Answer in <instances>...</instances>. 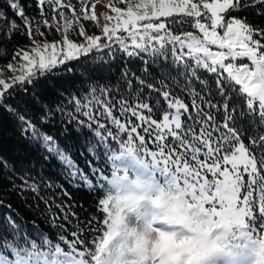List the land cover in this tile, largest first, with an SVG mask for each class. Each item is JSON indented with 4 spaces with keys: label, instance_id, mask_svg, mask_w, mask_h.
<instances>
[{
    "label": "snow or ice",
    "instance_id": "1",
    "mask_svg": "<svg viewBox=\"0 0 264 264\" xmlns=\"http://www.w3.org/2000/svg\"><path fill=\"white\" fill-rule=\"evenodd\" d=\"M79 2L81 15L77 16L71 3L38 0L40 7L47 4L52 11L56 32H63L62 42L41 43L34 39L45 36L40 25L50 29L53 24L43 13L33 21L16 0H7L30 44L28 50H12V59L20 60L7 68L15 73L18 67L19 74L7 81L0 78V108L19 123L31 146L39 144L48 154L45 162L49 156L59 162L69 183L96 190L95 206L102 218L90 214L81 221L70 211L64 213L65 222L69 215L77 222L68 232L56 223L51 209L54 205L63 212L71 206L56 205L54 200L49 204L51 197L39 196L42 184L62 186L43 177L32 182L29 177L20 186L13 182L21 194L31 191L39 197L48 213L46 219L58 233L68 232L72 239L58 234L54 242L35 224L31 226L34 239L20 235L19 218L5 215L0 219V264H264V27L238 18L240 12L257 4L264 9V0H126V8H111L115 16L106 17L112 23L103 25L101 35H88L81 25L78 33L85 42L78 44L67 35L73 23L81 18L97 21L94 13L88 14L87 0ZM65 7L71 17L58 12L61 30L56 14ZM0 20V49L6 51L5 42L13 43V35L25 32L3 10ZM185 25L193 30L182 31ZM214 46L219 50L213 51ZM102 49H108L109 55L119 49L128 58L142 61V54L148 53L171 58V63L157 76L147 67L137 75L126 65L115 85L96 82L79 97L72 96L69 103L74 110L66 113L68 122L76 121L77 132L86 127L96 140L95 144L88 141L92 160H86L89 174H84L56 139L26 115L36 105L43 112L40 122H47L54 110L40 106L38 86L61 68L67 70L68 62ZM237 59L239 64L233 62ZM173 69H178L175 75ZM203 73L212 81L202 78ZM52 88L63 95L55 85ZM177 88L189 103L178 98ZM17 91L29 96L22 98L23 108L5 103ZM233 97L244 102L238 116ZM55 110L64 112V107L61 104ZM156 115L162 119L152 118ZM246 116L252 135L238 124ZM146 135L152 148L145 142ZM97 159L101 164L107 162V167L94 166ZM130 218L143 222L150 232L130 228ZM151 232L156 233L155 239Z\"/></svg>",
    "mask_w": 264,
    "mask_h": 264
},
{
    "label": "trees",
    "instance_id": "2",
    "mask_svg": "<svg viewBox=\"0 0 264 264\" xmlns=\"http://www.w3.org/2000/svg\"><path fill=\"white\" fill-rule=\"evenodd\" d=\"M95 1L96 0H87L88 12ZM16 2L24 9L25 15L33 21L41 19V13L47 18L52 14L48 5L46 4L40 7L38 5V0H16ZM63 2L65 4L71 3L74 5L77 14H80L81 3L79 0H63ZM252 2L253 0H248V3ZM63 9L69 10L66 7ZM0 10H3L9 19H15L16 23L20 26V30L25 32V34L22 35L18 31L13 35L11 37L13 43L5 42L6 51L0 49V69H3L7 68V64L13 60L11 56L13 48L19 49L29 38L26 35V30L22 22L14 16V10L8 7L7 0H0ZM261 11H264V9L257 4L256 7H249L240 12L238 18H246L253 24L264 27V15L260 14ZM176 15L179 16L183 14ZM167 19L169 18H166V20ZM0 24H3V20H0ZM192 30L193 29L187 25L182 28V31ZM173 31H176V29H173ZM261 43L264 44V39L261 40ZM113 47L115 48L116 46L113 45ZM142 55L143 61L139 58H128L126 54L119 49H116L111 55H109L108 49L94 51L88 54L87 57H81L77 61L68 62L66 65L67 70L61 68L55 73L53 78L43 86H38L36 90L40 106L47 105L52 107L54 110L53 114L49 117L47 122L41 123L39 117L43 115V112L40 110V107L33 105L27 113L26 118L32 120L41 131L52 135L59 146L68 152L77 165L83 169L84 174H89L86 160H92V156L87 152V147L89 146L88 141L95 144L96 140L93 138L92 132L86 127H81L80 131L77 132L75 130L76 121H72L71 123L68 122L66 113L74 110V105L69 103V101L72 96L79 97L81 94L88 91V86L90 84L99 82L101 84L110 83L111 85H115L119 81L126 65L132 71L136 72L137 75H140L141 70L147 67L154 76H157L161 69L167 71L168 65L171 63V58L165 60L163 57H152L148 53H143ZM176 71H178V69H173L172 74L175 75ZM202 78H207L210 82L212 81V77L207 73H203ZM133 82L135 83V81ZM181 83H183L182 78ZM193 84L199 91L200 86L195 81H193ZM52 85H55L56 89L62 92L63 95H57ZM214 87L215 85L212 83V88L214 89ZM29 91H32L31 88ZM145 92H147V89H145ZM40 93L43 94L40 95ZM175 94L178 95V98L183 99L185 103H189V98L181 93L179 88L175 89ZM215 95V91H213V96L215 97ZM22 98L28 99L29 96L26 93L17 91L16 95L7 99L5 103L13 107L20 105V107L23 108L24 106L21 103ZM213 102H215V99ZM232 102L238 110L237 113H235V115L238 116V112L243 108L244 102L235 97H233ZM161 103H164L162 98ZM61 104L64 107V112L55 110L57 106ZM114 115H119V113L115 112ZM145 115H147V112H145ZM79 118L85 119L83 116ZM152 118L160 120L162 116L156 115ZM249 120L250 117L246 116L243 119H238V124L248 135H252L254 130ZM104 122L107 127H111L108 122ZM122 122H125L123 118ZM132 123H137L134 117L132 118ZM65 126L67 131H65ZM93 128H95V125H93ZM137 130L140 134H144L142 128H138ZM113 132L115 135L114 128ZM102 135H105L103 131ZM108 139L109 142H112L111 138ZM169 140H171V137H169ZM145 142L148 144L149 148H152V141L147 135L145 136ZM247 143L248 141L245 140V144ZM99 147L100 150L103 151V146L101 145ZM81 153H83V155H81ZM47 155L46 152L40 149L39 144L34 147L31 146L22 134L19 123L15 122L7 112L0 108V161L4 162L0 164V219L5 215L14 214L13 219L18 217L19 219H16V222L22 225L20 235L27 234L29 238L34 239L31 226L35 224L40 230L51 237L54 242H58L55 239L58 234L65 236L67 240H71L72 237L68 235V232L76 228L77 222L72 215H69L68 222H65L63 214L70 211L80 217L81 221L87 219L90 214L93 217L102 218L95 206V201L98 199V196L96 195L95 189L89 190L82 184L77 187L69 183L62 174L63 169L61 165L55 158L49 156L48 162H45L44 157ZM97 155L99 156V153H97ZM201 159H203V156H201ZM94 166L107 167V162L101 164L100 159H97L94 161ZM29 177L32 178L29 182L33 180L40 181L41 177H43L44 181L62 186V188H47L42 184L39 196L45 199L51 197L48 201L49 204H52L54 200L56 205L71 206L70 208H63V212L54 205L51 209L52 216L55 218L56 223L62 224L68 232H57L55 224L50 223L49 220L46 219L48 213L44 211V202L40 200L39 197L35 196L33 192L25 191L21 194L19 187L13 188V182L15 185L20 186L23 180H28ZM209 178L211 179L210 174ZM245 179H247V177H245ZM93 183L95 184L96 182L93 181ZM62 189L66 190L68 195H64ZM22 222L26 223L22 224ZM80 227L82 229L83 224H81ZM91 238L92 237H89V239ZM81 239H83V237H81ZM2 242V239H0V243Z\"/></svg>",
    "mask_w": 264,
    "mask_h": 264
},
{
    "label": "rangeland",
    "instance_id": "3",
    "mask_svg": "<svg viewBox=\"0 0 264 264\" xmlns=\"http://www.w3.org/2000/svg\"><path fill=\"white\" fill-rule=\"evenodd\" d=\"M194 2H195V0H194ZM93 5H94V7H93ZM93 5L90 8L88 14L92 15L94 13L96 15V17H97L96 23H93L90 20H85V19L81 18L78 22L73 23V26L69 29V31L67 33L69 39H72L74 42H76L78 44L85 42L83 36H80L78 33V29L81 25H83V27H84V29L88 35H98L99 36L102 34L103 25L105 23H109V25H111V23H112V22L106 20L107 16H113V17L115 16V13L111 11V8L112 7L126 8L127 2H126V0H124V2H121V0H96L93 3ZM61 10L68 17H71V12L69 10H66V9H60L57 11L56 21L60 22L61 30H63V21L58 14V12ZM52 15H53V13L50 14V17H48V19H49L50 23L53 24V27L49 29V28H45L41 24L40 25V31L44 32L45 36L42 38L39 35H35L34 39L36 41L41 42V43H43L45 40L49 43H51L53 40H56L57 42H62L63 32L61 31V33H59V34L56 32V28H55L56 22L52 21V19H51ZM80 15L81 14H77V16H80ZM162 19L166 20V18H162ZM29 44H30V41L28 40L27 42L22 44V46L19 49L28 50ZM217 50H219V49L214 46L213 51H217ZM19 60H20V58L17 57L16 60H12L10 63H13L15 66V65H17ZM233 62L239 64L241 61H240V59H237L236 61H233ZM243 62H248L247 58H243ZM0 73H2V75H0V78H3L7 81L13 75L19 74V68L17 67V71L15 73L10 71L8 68H3V69H0Z\"/></svg>",
    "mask_w": 264,
    "mask_h": 264
},
{
    "label": "clouds",
    "instance_id": "4",
    "mask_svg": "<svg viewBox=\"0 0 264 264\" xmlns=\"http://www.w3.org/2000/svg\"><path fill=\"white\" fill-rule=\"evenodd\" d=\"M129 226L132 229H136L138 231H140L141 233L144 232H150V229L147 225H145L143 222H137L134 218H130L129 219ZM152 238L155 239L156 238V233L151 232ZM129 259H131V257H129Z\"/></svg>",
    "mask_w": 264,
    "mask_h": 264
}]
</instances>
